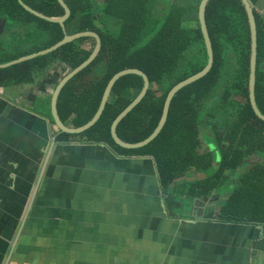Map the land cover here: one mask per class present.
<instances>
[{"label": "trees", "instance_id": "trees-1", "mask_svg": "<svg viewBox=\"0 0 264 264\" xmlns=\"http://www.w3.org/2000/svg\"><path fill=\"white\" fill-rule=\"evenodd\" d=\"M24 1L50 16L65 13L59 0ZM65 1L71 8L66 31L94 30L101 36L102 47L95 59L62 88L58 98L61 119L66 122L72 116L75 126L84 125L97 112L114 74L128 67L139 68L147 73L151 85L119 122L117 133L128 143L144 141L158 128L171 89L208 64L199 18L202 0ZM255 11L259 27L257 100L264 113V19ZM98 13L102 27L95 20ZM207 21L215 49L214 66L177 93L168 122L152 143L125 149L111 134L115 118L144 85L143 77L135 73L115 82L100 118L82 134L108 143L123 155L154 157L172 216L194 212L196 199L205 200L217 192V196H229L219 204L221 220L264 224V164L256 167V173L247 168L252 156L264 159V121L250 100L252 31L248 11L243 0H210ZM64 36L60 23L39 17L21 0H0V64L46 49ZM87 42H92L91 47L85 46ZM95 44L92 36L80 37L48 54L0 68V86L34 82L38 72L57 60L75 68L90 56ZM157 82L164 91L153 89ZM37 107L54 122L50 96L40 99ZM70 135L62 131L57 140ZM198 173L206 174L207 179L173 182ZM228 186L229 195L221 189ZM215 210L210 208L209 218Z\"/></svg>", "mask_w": 264, "mask_h": 264}, {"label": "crops", "instance_id": "crops-1", "mask_svg": "<svg viewBox=\"0 0 264 264\" xmlns=\"http://www.w3.org/2000/svg\"><path fill=\"white\" fill-rule=\"evenodd\" d=\"M38 96L31 107L29 92L0 91V264H264V224L223 221L219 208L209 218L202 199L172 216L154 157L120 154L84 131L57 140L37 107L49 96ZM74 119L64 123L79 127ZM10 205L21 210L6 219Z\"/></svg>", "mask_w": 264, "mask_h": 264}, {"label": "water", "instance_id": "water-1", "mask_svg": "<svg viewBox=\"0 0 264 264\" xmlns=\"http://www.w3.org/2000/svg\"><path fill=\"white\" fill-rule=\"evenodd\" d=\"M106 1H108V0H106ZM209 1L210 0H202L201 4H200V9H199L200 23H201V27H202V30H203V33H204V36L206 39L207 49H208V53H209L208 64L203 70H201L198 73L182 80L181 82H179L177 85H175L171 89V91L168 94V97H167V100L165 103V107H164V113H163V116L161 118V121L159 123L158 128L155 130L154 133L151 134V136H149L147 139H145L142 142L128 143L127 141L123 140L117 133V126H118L119 122L124 118L125 115H127L128 112H130L143 99V97L146 95V93H147V91L151 85V82H150V79H149V76L147 75V73L144 72L143 70L139 69V68L128 67V68L122 69V70L118 71L116 74H114V76L110 79V81H109V83H108V85L104 91V94H103V97H102V100H101V103H100V106H99L97 112L84 125L79 126V127H70V126L66 125L63 122V120L61 119L59 111H58V98H59V95H60L62 88L72 77H74L76 74H78L81 70H83L88 64H90L95 59V57L98 55V53L100 52L101 47H102L101 36L98 32H96L94 30L79 31V32L71 33V34L66 31L65 21L71 15V8L65 0H59L61 5L65 9V13L63 15H60V16L47 15V14L43 13L42 11L37 10L34 7H32L31 5L27 4L24 0H21V3L29 11L38 15L39 17L46 19L48 21L60 23V25L63 27V29L65 31V36L63 39H61L60 41H58L57 43H55L54 45H52L46 49H43V50L35 52V53H31L29 55H24V56L20 57L19 59L13 60L11 62L0 64V68L8 67L10 65L20 63V62L26 61L28 59H31V58H34V57H37V56H40L43 54H48V53L56 50L57 48H59L63 44L70 42V41H73L77 38L84 37V36H92L96 40L95 47H94L92 53L90 54V56L85 61H83L80 65H78L77 67L72 68V69L64 61H61V60L54 61L51 64H49L43 71L37 73L34 82L25 83V84H17V85L13 84V85H9V86H0V91L1 92H9L15 98H20L23 92H29L30 95L32 96L31 98L28 99L29 102H31V104H29L31 107L35 105L34 99H36L38 95H39L38 98L50 96L51 97V114H52L53 119H54V126L57 129H59L60 131H64L67 133H81V132L87 130L88 128H90L92 125H94L96 123V121L100 118V116L103 113V110L106 106V103L111 96L112 88H113L115 82L120 77H122L124 75L131 74V73L139 74L144 79V85H143L141 91L138 93V95L133 99V101L122 112H120L119 115L115 118V120L113 121V123L111 125V134H112V137L115 140V142L118 145H120V147H122V148H125V149L142 148V147L148 145L149 143H152L164 130V128L168 122V118H169L173 99L177 95V93L182 88H184L185 86L203 78L205 75H207L211 71V69L214 66L215 49H214L211 33L209 30V26H208V21H207V6H208ZM99 2L101 3V0H99ZM243 2L246 5L247 11H248L250 24H251V31H252L250 100H251L252 106L255 110V113L257 114V116L260 119H262L264 121V113L262 112V110L258 104V100H257L259 27H258V20H257L256 11H255L257 9H261L262 1L260 0L258 3H256L254 0H243ZM100 17H101V15L98 13L95 20H96V23H98L99 27H102V24L99 22ZM39 77H41V79ZM10 86H16L17 88L20 89V91L18 93L14 94L10 91V89H11ZM47 86H49V87L47 88ZM252 159L254 161H262V158L260 156H257V155L254 156ZM44 167H43V169H44ZM207 177L208 176L204 173H198L197 175H193L189 178H187L186 176L180 177L173 182L184 181L186 179L189 182L202 181V180L207 179ZM35 197H36V194L34 196V199L32 200V203L35 202V199H36ZM162 201H163L164 207H166L164 199H162ZM20 210H21V208L18 209V206H16V208H15L14 205H10L7 208L8 215H7L6 219L9 218L8 216H10L11 212L15 211L16 213H18ZM27 219H28V216L26 217V220ZM24 226H25V223L22 226V229L19 231V234H18L17 239H16V243H19V241L21 239ZM3 227H6V223H5V226H4V224H3V226H1V229ZM7 227H9V226H7ZM0 243H7V242L0 239Z\"/></svg>", "mask_w": 264, "mask_h": 264}, {"label": "rangeland", "instance_id": "rangeland-1", "mask_svg": "<svg viewBox=\"0 0 264 264\" xmlns=\"http://www.w3.org/2000/svg\"><path fill=\"white\" fill-rule=\"evenodd\" d=\"M161 1H163V3H166V2L171 3V2H173V0H161ZM107 20L112 23V18L111 17L108 16L107 17ZM117 31H118V25L115 24L114 32H117ZM91 44H92V42H87L85 46H90L91 47ZM153 89L154 90L156 89L158 93L159 92H162L161 89H163V91L165 90V88L163 86H161V89H160V84L158 82L153 84ZM205 132H207V130ZM210 140L211 141H214L213 137ZM203 144L205 145V142L204 141H203ZM219 154H220V152H219ZM235 187H236L235 185L232 186V188H235ZM170 190H172V189H170ZM222 190L227 191V194H230L229 193L230 192V187L229 186L222 188ZM33 193H35V184L34 183H33L32 191H31V195H30L31 201H32V198H33ZM210 198H212V200L214 202H216L217 201L216 199H218V198L220 199V196H217V193L216 194L214 193V195L212 197H210ZM205 203L206 202L200 201V207H202ZM28 206H29V203H28ZM208 211H210V207H209V210ZM23 220H24V217L20 220V222L21 221L23 222ZM22 222L18 226V231L21 228ZM15 236H17V234ZM10 243H14V241L12 240Z\"/></svg>", "mask_w": 264, "mask_h": 264}, {"label": "flooded vegetation", "instance_id": "flooded-vegetation-1", "mask_svg": "<svg viewBox=\"0 0 264 264\" xmlns=\"http://www.w3.org/2000/svg\"><path fill=\"white\" fill-rule=\"evenodd\" d=\"M222 157V154H219V157ZM254 156H256V155H254ZM254 156H252L249 160H247L248 162V166H247V168H248V170H249V172H251L253 169L255 170V173L258 171L257 169H256V167L259 165V164H264V159L262 158V161H254L252 158L254 157ZM257 156H259V155H257ZM241 170V169H240ZM246 171V170H245ZM230 173H226V175H229ZM230 181H232V180H230ZM230 181L227 183V184H230ZM233 183V182H232ZM222 188H224V187H221V189ZM215 193H217V192H215ZM214 195V194H213ZM212 195V196H213ZM221 195V194H220ZM229 195V194H228ZM211 196V197H212ZM228 199H229V196H226V195H221V197H220V199L218 198V199H216L217 201L216 202H214L213 200H212V198H206L205 200H201V201H203V202H206L205 204L207 205V207L209 208H215V209H220V206H219V204L220 203H222V202H224V201H228Z\"/></svg>", "mask_w": 264, "mask_h": 264}]
</instances>
